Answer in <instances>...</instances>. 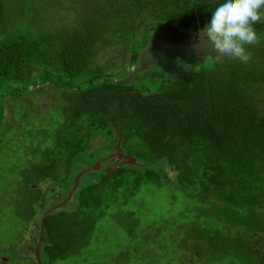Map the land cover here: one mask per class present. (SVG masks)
<instances>
[{"label":"trees","instance_id":"obj_1","mask_svg":"<svg viewBox=\"0 0 264 264\" xmlns=\"http://www.w3.org/2000/svg\"><path fill=\"white\" fill-rule=\"evenodd\" d=\"M241 5L264 12V0H0V127L16 144L0 147L16 187L0 218L19 225L0 264H38L44 214L115 152L117 130L139 166L110 173L109 159L81 177L44 218L43 264H264V18L243 25ZM237 26L226 56L127 79L113 59L126 49L138 67L153 34L179 49L201 32L207 47Z\"/></svg>","mask_w":264,"mask_h":264},{"label":"rangeland","instance_id":"obj_2","mask_svg":"<svg viewBox=\"0 0 264 264\" xmlns=\"http://www.w3.org/2000/svg\"><path fill=\"white\" fill-rule=\"evenodd\" d=\"M244 13V20H242L243 25L250 19L261 17L264 18V12L259 13L257 12V8L251 9L247 7L246 5H241L240 9ZM21 17V16H20ZM241 27H232L226 30H220L222 38L214 39L211 41V44H209L207 47H204L205 56L207 54V51L214 50L215 53H212L213 55L216 54L218 57L220 56H226L227 54H230L232 49L235 47L240 46L241 39L238 35L241 31ZM170 38V37H168ZM169 40L166 38V36L159 35V34H153V37L149 43V46L146 50L142 51L140 62L138 67H130L129 66V52L126 49H119L118 55L116 58H113L115 61L116 59H119V62L117 64V68H124L129 69L130 73L127 75V78H130L135 75V73H140L145 70H159V69H167L164 68L166 66H181L183 63H178V61L183 60H190L191 58L197 57L200 52L198 50V46L200 44V39H197L196 37H192L189 41H186L183 45L179 47V49H173L169 45ZM205 39V44H206ZM264 43V39L262 41ZM216 45L218 47H216ZM174 62V64L168 65V63ZM116 68V69H117ZM155 81L146 78L144 81L145 86L150 87V82ZM143 84V85H144ZM57 99V97H56ZM47 101V106L51 107L52 102ZM46 101L44 100L42 103L46 104ZM41 103V104H42ZM4 127H0V138L2 141H0V147L7 146V140L8 137H6V134L4 133ZM13 145H16L15 143H12V145L7 146L11 147ZM5 153L0 152V171L8 170L9 167L5 164H3L1 161L3 160L2 157H4ZM18 154H14L11 159L16 160L18 158ZM22 157V156H21ZM4 161V160H3ZM21 161H24V159H21ZM5 162V161H4ZM47 184V183H46ZM45 187V184L42 186V188ZM8 189L10 192H13V190H16V187L14 185H9L8 181L4 178H0V195H5V189ZM8 211V210H7ZM7 213V214H5ZM4 217L0 218V243H9L11 241L16 240V234L19 230V225L16 224L15 218L10 215L9 212H5ZM31 227V225H30ZM122 231V230H121ZM25 241L21 244L20 250H22L23 253L31 251L29 249V243L32 240V233L29 231H26L25 233ZM6 261V260H5ZM67 264V263H64ZM69 264V263H68Z\"/></svg>","mask_w":264,"mask_h":264},{"label":"water","instance_id":"obj_3","mask_svg":"<svg viewBox=\"0 0 264 264\" xmlns=\"http://www.w3.org/2000/svg\"><path fill=\"white\" fill-rule=\"evenodd\" d=\"M199 36H200V44L198 46V50L200 52L201 61H203L204 56H205V52H204L205 36L201 32H199ZM117 136H118V142H117V145H116L115 152L111 156H109L108 158L99 160L94 166H92L89 169H87V170L81 172L80 174H78L76 176V178H75V183H74L73 189L69 193V196L65 200V202H63L62 204H60L58 206H55L54 208L48 210L44 214V216L42 218V223H41V232H40V236H39V241H38V244H37V247H36V250H35V257H36V261H37L38 264H43L42 261H41L40 246H41V243H42V237H43V232H44V218H45V216L48 213L60 208L64 203L68 202L71 199V197L73 196L74 192L78 189L81 177L84 174H86V173H88L90 171H98V170H100L102 168V164L104 163V161L109 160V159L113 160V163L116 164V166L106 169V171L110 172V173L111 172H115V171L121 169L124 166H139L137 159L125 154L124 149L122 147V141L124 140V137H123V135L121 134V132L119 130H117Z\"/></svg>","mask_w":264,"mask_h":264}]
</instances>
